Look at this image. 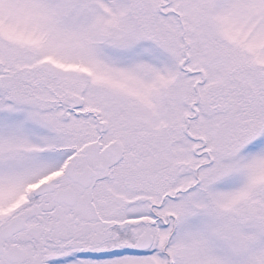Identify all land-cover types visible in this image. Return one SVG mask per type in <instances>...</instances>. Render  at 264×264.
<instances>
[{
	"label": "snow or ice",
	"instance_id": "snow-or-ice-1",
	"mask_svg": "<svg viewBox=\"0 0 264 264\" xmlns=\"http://www.w3.org/2000/svg\"><path fill=\"white\" fill-rule=\"evenodd\" d=\"M0 264H264V0H0Z\"/></svg>",
	"mask_w": 264,
	"mask_h": 264
}]
</instances>
